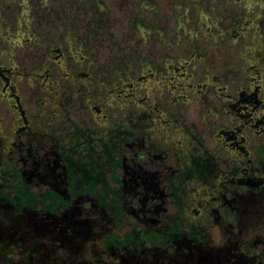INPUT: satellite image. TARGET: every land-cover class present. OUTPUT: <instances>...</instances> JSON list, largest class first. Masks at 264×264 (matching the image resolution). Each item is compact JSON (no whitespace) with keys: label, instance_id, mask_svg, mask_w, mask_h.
Here are the masks:
<instances>
[{"label":"flooded vegetation","instance_id":"flooded-vegetation-1","mask_svg":"<svg viewBox=\"0 0 264 264\" xmlns=\"http://www.w3.org/2000/svg\"><path fill=\"white\" fill-rule=\"evenodd\" d=\"M85 105L60 134L25 116L0 127V264H264V146L253 174L250 151L210 134L223 169L174 117Z\"/></svg>","mask_w":264,"mask_h":264},{"label":"rangeland","instance_id":"rangeland-1","mask_svg":"<svg viewBox=\"0 0 264 264\" xmlns=\"http://www.w3.org/2000/svg\"><path fill=\"white\" fill-rule=\"evenodd\" d=\"M253 2L255 12L249 13ZM261 6L264 0H0V71L6 73L0 75V127L25 116L32 131L42 124L57 134L70 131L91 117L85 105L91 99L107 116L123 110L131 120L174 117L186 133H200L223 169L230 153L213 145L210 134L229 133L233 146L250 151L254 174V148L264 146ZM135 17L144 18V33L134 26ZM26 19L28 26H20L25 33L29 28L30 38L19 35L21 43L9 52L7 38H16L19 21ZM70 33L78 39L71 43L76 49L64 39ZM52 42L58 44L55 55L49 53ZM61 55L66 58L59 63L62 69L52 61L44 71L46 59ZM150 65L158 69L156 78ZM127 71L133 79H146L131 88L133 96L121 90L110 95L107 83L119 86ZM77 72L86 75L68 78ZM51 73L50 87L43 76ZM257 167L263 173V166Z\"/></svg>","mask_w":264,"mask_h":264},{"label":"trees","instance_id":"trees-1","mask_svg":"<svg viewBox=\"0 0 264 264\" xmlns=\"http://www.w3.org/2000/svg\"><path fill=\"white\" fill-rule=\"evenodd\" d=\"M141 3H143V2H141ZM251 5H253L254 7H252L251 8V10H249V13H253V12H255L254 11V8H256V5L254 4V2L251 4ZM200 6H201V4H200ZM149 7H151V5H148L147 6V8H149ZM259 11H260V15L261 16H263L264 15V8H262V6H261V8L259 9ZM29 14V13H28ZM184 16V15H183ZM183 16H181L180 18H183ZM254 19V18H253ZM27 22H29L27 19L25 20V21H19V23H18V26H19V28H20V30H19V32H18V34H16V38H13V37H11V38H7V41L6 42H8V44H10V46H11V50L12 51H9V52H12L13 53V44L15 45L16 43H21V40L19 39V35H23V36H25V34H27V35H29V38H30V36H31V32H29V28H28V32L27 33H25L22 29H21V27H22V25L20 26V24H22V23H26V25H27ZM28 26V25H27ZM134 26L135 27H137L139 30H141V32L142 33H144L143 31L144 30H146V28H148V27H146L145 26V21H144V18L143 17H135L134 18ZM257 31H259V30H257ZM259 33V36H262V34L260 35V32H258ZM28 37V36H27ZM1 39V38H0ZM64 39L68 42V43H73L74 44V41H76V40H78L77 39V37H75L74 36V34L73 33H70V34H68V36H64ZM31 40H33V41H36V39H32L31 38ZM73 44H71V46H72V48H75V46L73 45ZM59 45H60V43H59ZM40 46H44L43 44H41ZM50 55H55V52L57 53V49H58V44L56 43V42H52L51 43V45H50ZM76 49V48H75ZM6 52V51H5ZM196 52H193L192 54L194 55ZM56 55H60V53L58 52V54H56ZM54 59V57H51L50 59H46V61H45V64H44V71L46 70L45 68H48V70L50 69V62H52V61H54V62H56L55 60H53ZM143 66H145V63L143 64ZM151 66L152 65H150L149 67L151 68ZM169 67L171 68L172 67V65H169ZM152 70H153V77L155 76V73L156 72H158L157 70L158 69H154V68H151ZM159 69H161V68H159ZM262 69V68H261ZM263 70V69H262ZM13 71V69L11 70V72ZM2 74H4L3 72H1L0 71V75H2ZM52 74V73H51ZM6 75V73L4 74V76ZM35 75H37V74H35ZM144 75V74H143ZM152 75V74H151ZM53 74H52V76H49V75H47V74H45V76H43L44 78H45V80H47V83L50 85V87L51 86H53L52 84H54V81H53ZM118 76H120L121 77V72L120 73H118ZM47 78H50V80H48ZM122 79H121V81H120V85L119 86H117V87H115V88H112L111 86H112V84H109V83H107L108 85H109V87L108 88H110V92H109V94L110 95H112V94H114V93H119L117 90H121V91H123L124 93H125V96H127L128 94H126V93H129V92H132V96L134 95V92L131 90V88L133 87V89H135V86H141V82L139 81V80H141L142 78H144V77H140V78H138V79H133L132 77H131V75H130V72H126V74H125V77H121ZM154 78H156V77H154ZM144 79H146V78H144ZM5 81V80H4ZM105 81L106 80H102L101 82H103V84L105 83ZM157 81L160 83L161 82V80H158L157 79ZM5 83V82H4ZM200 84V83H199ZM116 85H118V84H116ZM201 85H202V83H201ZM190 87L191 88H195V86L194 85H190ZM184 88H186L187 90L189 89V85H186V86H184ZM203 88V87H202ZM207 89H208V87H207ZM5 90H6V88L3 90V92L4 93H2L3 94V96H6V94H5ZM169 90L170 91H172V89L169 87ZM196 90V89H195ZM9 94H11L10 92H9ZM132 96H130V97H132ZM219 96H221L220 94H219ZM189 100V99H188ZM226 101H228V100H226V99H224V108L227 110L228 109V106H227V104H226ZM151 106H152V104H151ZM123 113L122 114H124L125 115V112L123 111V110H121ZM260 111V110H259ZM261 112V111H260ZM160 116V115H159ZM258 120L259 119H257L256 118V120L255 121H257L258 122ZM127 122L129 121V119L127 118V120H126ZM238 152H241V148L240 147H237V149H236ZM260 153H263L262 151H264L263 150V148L261 147V149H259L258 150Z\"/></svg>","mask_w":264,"mask_h":264}]
</instances>
